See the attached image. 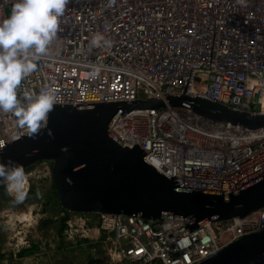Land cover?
Returning <instances> with one entry per match:
<instances>
[{
  "label": "built area",
  "instance_id": "1",
  "mask_svg": "<svg viewBox=\"0 0 264 264\" xmlns=\"http://www.w3.org/2000/svg\"><path fill=\"white\" fill-rule=\"evenodd\" d=\"M12 3L0 0V19ZM60 28L18 94L48 90L58 97L56 105L72 106L185 95L264 113V0H69ZM96 34L109 44L93 48ZM110 132L127 147H140L145 161L181 189L230 193L264 175V164L258 165L264 129L214 124L168 107L122 116ZM27 135L10 114L0 113V149ZM234 162L236 172L222 171ZM187 163L208 172L185 168ZM164 164L166 174L159 170ZM67 214L68 241L95 239L109 264H199L264 230V210L194 229L190 219L172 215Z\"/></svg>",
  "mask_w": 264,
  "mask_h": 264
},
{
  "label": "water",
  "instance_id": "2",
  "mask_svg": "<svg viewBox=\"0 0 264 264\" xmlns=\"http://www.w3.org/2000/svg\"><path fill=\"white\" fill-rule=\"evenodd\" d=\"M187 109L209 122L264 129V113L235 111L199 97L137 99L111 104L56 105L34 137L0 149V164L15 162L26 172L49 163L53 188L65 213L161 220L188 218L189 229L264 210V175L230 193L185 190L156 171L138 146L124 145L111 132L115 121L135 111ZM4 180L0 179V182ZM199 264H264V230L244 236Z\"/></svg>",
  "mask_w": 264,
  "mask_h": 264
},
{
  "label": "clouds",
  "instance_id": "3",
  "mask_svg": "<svg viewBox=\"0 0 264 264\" xmlns=\"http://www.w3.org/2000/svg\"><path fill=\"white\" fill-rule=\"evenodd\" d=\"M69 0H13L9 14L0 19V113L10 114L18 128L29 137L58 103L48 90L18 94L22 81L34 73L41 56L49 55L51 45L61 31L60 21ZM109 44L102 34L92 37L93 48ZM0 179L15 193L16 202L25 198L27 176L15 162L0 164Z\"/></svg>",
  "mask_w": 264,
  "mask_h": 264
},
{
  "label": "rangeland",
  "instance_id": "4",
  "mask_svg": "<svg viewBox=\"0 0 264 264\" xmlns=\"http://www.w3.org/2000/svg\"><path fill=\"white\" fill-rule=\"evenodd\" d=\"M10 8L6 7V16ZM25 173L26 195L21 202L8 191L6 181L0 182V264H109L95 239L76 236L71 243L64 236L66 226L60 232L65 212L53 191L50 164H36ZM25 215L27 223L20 220ZM24 250H31L30 256L19 257Z\"/></svg>",
  "mask_w": 264,
  "mask_h": 264
},
{
  "label": "bare ground",
  "instance_id": "5",
  "mask_svg": "<svg viewBox=\"0 0 264 264\" xmlns=\"http://www.w3.org/2000/svg\"><path fill=\"white\" fill-rule=\"evenodd\" d=\"M254 35H252V37H253ZM262 41V37L261 38H259L256 42H258V43H260ZM262 105L264 106V102H262ZM234 110V109H233ZM235 111H237V110H235ZM260 112H264V111H260ZM180 117H181V115H180ZM143 137H145L144 135L142 136V138ZM226 137V136H225ZM227 138V137H226ZM228 139V138H227ZM228 141L230 142V140L228 139ZM244 144H237V146L238 147H241V146H243ZM236 146V147H237ZM191 148H197V145L195 144V145H193ZM249 162H253V164H254V160H251V161H249ZM249 162H248V164H249ZM262 164H264V161L262 160V161H260V162H258V165H262ZM194 165L195 164H190V163H187V164H185V168H190V169H192L193 171H195L196 170V168L197 169H199V171H201V172H208V171H206L207 169H202V168H198L197 166H199V165H196V167H194ZM237 164L234 162L233 164H230V165H227L222 171H224V170H230V171H232V172H236L237 171ZM168 168H169V166H167L166 164H164V165H162V166H160L159 167V170L161 171V172H163V173H165L166 174V172H167V170H168ZM201 172H198V173H201ZM180 174H184V173H180ZM188 173H186L185 175H187ZM191 176H194L193 174H190L189 175V177H191ZM25 189H26V185H25ZM24 189V190H25ZM9 191V190H8ZM9 192H11V191H9ZM11 193H14V192H11ZM19 218V217H18ZM21 221H29L30 219H29V215H25V216H23L21 219H20ZM27 223V222H26Z\"/></svg>",
  "mask_w": 264,
  "mask_h": 264
},
{
  "label": "trees",
  "instance_id": "6",
  "mask_svg": "<svg viewBox=\"0 0 264 264\" xmlns=\"http://www.w3.org/2000/svg\"><path fill=\"white\" fill-rule=\"evenodd\" d=\"M53 191H54V188H53ZM54 194H55V191H54ZM4 195V194H3ZM56 195V194H55ZM64 212V211H63ZM67 220V213H66V217H64L63 219L59 220V225H60V232H62L64 226H65V222ZM31 254V250H24L22 252H20L19 256L20 257H23V256H27Z\"/></svg>",
  "mask_w": 264,
  "mask_h": 264
},
{
  "label": "crops",
  "instance_id": "7",
  "mask_svg": "<svg viewBox=\"0 0 264 264\" xmlns=\"http://www.w3.org/2000/svg\"><path fill=\"white\" fill-rule=\"evenodd\" d=\"M65 217H66V213H65ZM67 217H68V215H67ZM63 250H65V249H63ZM17 252H18V250H17ZM79 256H80V254H78ZM28 256V255H27ZM70 256V255H69ZM72 256H75V254H72ZM24 257H26V256H24ZM74 259H75V257H74ZM80 259V258H79Z\"/></svg>",
  "mask_w": 264,
  "mask_h": 264
},
{
  "label": "flooded vegetation",
  "instance_id": "8",
  "mask_svg": "<svg viewBox=\"0 0 264 264\" xmlns=\"http://www.w3.org/2000/svg\"><path fill=\"white\" fill-rule=\"evenodd\" d=\"M26 248H30V246L29 245H27V247ZM20 254V253H19ZM19 254H18V256H19ZM28 256H30V255H28ZM20 257V256H19Z\"/></svg>",
  "mask_w": 264,
  "mask_h": 264
}]
</instances>
